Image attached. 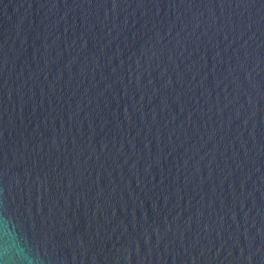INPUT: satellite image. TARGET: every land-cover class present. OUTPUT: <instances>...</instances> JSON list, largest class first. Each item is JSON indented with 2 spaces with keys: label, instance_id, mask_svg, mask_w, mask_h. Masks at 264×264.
Returning a JSON list of instances; mask_svg holds the SVG:
<instances>
[{
  "label": "water",
  "instance_id": "obj_1",
  "mask_svg": "<svg viewBox=\"0 0 264 264\" xmlns=\"http://www.w3.org/2000/svg\"><path fill=\"white\" fill-rule=\"evenodd\" d=\"M0 264H264V0H0Z\"/></svg>",
  "mask_w": 264,
  "mask_h": 264
}]
</instances>
